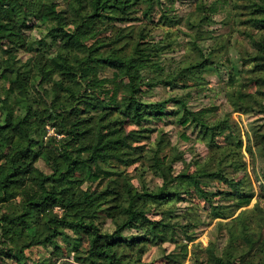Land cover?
Returning <instances> with one entry per match:
<instances>
[{"label": "trees", "instance_id": "1", "mask_svg": "<svg viewBox=\"0 0 264 264\" xmlns=\"http://www.w3.org/2000/svg\"><path fill=\"white\" fill-rule=\"evenodd\" d=\"M36 1L33 13L20 0H0V76L7 83L0 95V264H49V258L27 251L34 245L50 252L66 246L78 264H150L138 257L148 246L168 241L178 248L167 254L170 264H264V171L260 179L244 178L240 172L246 157L252 172L255 159H264V91L227 93L233 110L262 119L251 126L253 145L247 141L243 146L242 135L225 119L210 116L212 105L190 104L192 86L201 85L203 72L218 64L215 53L223 55L218 48L206 52L203 41L214 36L203 19L170 14L162 0H67L65 8H58L57 0ZM134 1L142 4L149 20L159 5V20L179 24L189 37L191 59L180 62V71L168 78L143 76L145 69L159 67L157 59L172 46L168 35L148 39L150 23H135ZM223 5L236 25L253 27L241 31L250 46L237 60L229 39L216 40L233 60L231 77L246 72L251 82L264 84V0H215L204 5V18L224 11ZM30 18L43 24L56 48V55L42 62L17 55L23 45L34 47L23 32L31 26ZM105 20L128 24L109 37L99 36L96 24ZM34 65L38 71L27 78ZM121 65L130 91L119 95L110 84L116 79L113 69ZM105 68L113 70L110 78L99 76ZM156 84L169 87L168 96L151 99L143 94V85ZM175 87L188 92H174ZM128 122L136 127L128 128ZM167 122L177 126L176 141L165 128ZM47 126L56 135L43 141ZM227 132L232 142L225 141ZM180 140L208 148L193 171H175V163L184 157ZM38 159L48 173L37 169ZM133 165L140 168L139 187L128 173ZM78 166L85 167L83 179L74 177ZM145 169L160 183L149 187ZM208 184L216 190H207ZM191 186L214 220L206 245L181 241L179 222L173 220L183 218L185 211L168 208L187 201ZM217 196L229 202L215 200ZM155 202L165 206L169 218L148 216ZM131 229L135 232H127ZM65 261L59 264H75Z\"/></svg>", "mask_w": 264, "mask_h": 264}, {"label": "rangeland", "instance_id": "2", "mask_svg": "<svg viewBox=\"0 0 264 264\" xmlns=\"http://www.w3.org/2000/svg\"><path fill=\"white\" fill-rule=\"evenodd\" d=\"M23 4V7L26 10L33 11L36 10L37 1L36 0H20ZM163 2L168 4V9L166 12L170 14H177L179 17L184 18L187 16L195 17L196 19H203L204 25L207 29L213 31L212 38L204 40L205 50L209 52L212 48H218V53L223 55H217L215 53L216 59L218 64H214L210 68H207L203 72V83L201 85L192 86L193 92L190 93V104L195 106H204V105H212L213 111L210 113V116H218L222 119H225L233 130L238 132L242 135L244 140L243 146H245V142L247 145V141L250 144H254V130L251 127L257 121H261L260 117L257 116H248L246 114L241 113L240 111L233 110L227 102V93L230 91L240 90L242 92H256L258 90L264 91V84H259L255 82H251L248 78L246 72H243L240 77L232 78L229 70L231 68V62L233 61L231 57L225 56V44L221 46L217 43V38H222L225 40H230V46H233L235 49L232 50L234 60H237L239 53L242 54L245 50H247L250 46L247 37L241 33L243 29L252 30L253 27L248 26L247 23L241 22L236 25L235 18L232 15V12H228L227 6L223 7L224 11H213L210 19H205V12H204V5L211 4L215 0H162ZM242 1V0H241ZM58 8H65L67 5V0H57ZM133 6L135 8V14L139 18L135 20L136 24L140 22H149V35L148 39H154L155 41L162 40V38L168 35L167 40L171 43V49L167 52H164L162 55L159 56L157 62L160 64L158 68L150 67L149 70L145 69L143 72V76L147 75L148 73L156 78L159 76L161 78H168L172 76L173 73L178 72V64L183 61L190 60L191 52L188 48V40L189 37L181 30L179 24H172L169 25L168 23H164L163 21L159 20L160 15V6L156 5L152 11V14L149 17L142 14V4L133 2ZM8 11L10 14L12 13L11 8ZM69 20L74 19L78 20V18H74L72 15H68ZM152 20V22H151ZM30 27L25 29L23 32L27 37L28 42L33 44V49H28L27 45H23L17 51V55L21 58V60H28L32 58L33 60H41L44 61L48 58H51L56 55V48L52 44L53 40L51 39L50 35L46 33L43 24H40L39 21L35 20L34 18H30ZM134 23V22H133ZM124 24L128 23H120L114 21H99L96 24V29L98 31L99 36H111L117 29L118 26H123ZM181 32H180V31ZM185 30V29H184ZM183 32V33H182ZM260 35H256V38L260 39ZM264 41V37H261ZM6 39H3V42H6ZM230 58V59H229ZM1 63V61H0ZM39 67L34 65L32 70L25 74L28 78L33 73L38 71ZM124 66H118L113 70L116 71V79L114 82L110 84L115 92L120 94H125L130 91V84L125 75H123ZM112 69L105 68L102 72H100L99 76H110L113 75ZM158 70V71H157ZM158 72V73H157ZM10 73L7 72V75ZM31 80V79H30ZM177 83V82H176ZM180 84V83H177ZM7 87V83L4 81L3 77L0 76V95H3L4 90ZM143 94L151 99H159L164 96H168L169 87L163 84H156L153 87H148L143 85L141 87ZM174 92H179L180 94L188 92L187 89H182L175 87ZM95 102V101H94ZM171 108L179 109L178 105L169 103ZM83 108L87 110H92L87 105H82ZM257 118V121H255ZM259 121V122H260ZM258 122V123H259ZM161 124V122H158ZM165 128L171 133V136L174 141L177 140V126L173 123L167 122L165 123ZM128 128L136 127V125L132 123L126 124ZM190 132V129H188ZM56 135L53 131V128L47 126L45 135L43 136V141H46L47 137L50 135ZM195 131H193V135ZM154 136V133H152ZM59 137V136H57ZM248 138V139H247ZM150 140H146L147 144H150ZM220 140V138L218 139ZM226 142L231 141V135L227 132L226 134ZM179 148L184 152V157L182 160L177 161L175 163V171L178 172L180 170L186 171H193L195 168L202 162L203 156L206 155L208 152V148L201 142H194L193 144L189 142L179 141ZM255 162V163H254ZM253 162L254 172H252V162L249 159V156L245 158L243 162L240 172L245 177L244 178H258L260 179L261 173L264 171V159L257 158ZM35 166L38 170L42 173H48L49 168L43 162V160L38 159L35 162ZM134 166H130L128 168L129 176L134 184V186L139 187V178L138 175L140 173V168L134 169ZM85 172V167L78 166L76 171L74 172V177L77 179H83ZM144 177L147 181L149 187H154L155 185L160 183L159 178L154 175L150 170L143 171ZM256 175V176H255ZM120 183V179H118ZM83 187H87L88 184L86 181L82 183ZM92 187L94 185H91ZM191 197H184L187 201H181L179 203H174L173 205H169L168 208H174L175 210L181 209V212H184V217L180 219H174L173 221L179 222V229L178 230V238L181 241L192 242L201 241L202 244L206 245L208 241V233L213 226L214 220L210 217V207L206 201L199 195V192L196 186H191ZM216 187L212 184H208L206 186L207 190L215 191ZM221 200L222 203H227L228 197L226 196H217L215 200ZM150 209L148 211V216L151 218L159 219L169 218V214L166 212L165 206L162 204L155 202L150 204ZM167 207V206H166ZM3 209H7V204H3ZM232 209V208H231ZM230 209V210H231ZM173 219V218H172ZM109 222L107 220L106 225ZM127 232H135L134 229L128 230ZM175 244L172 242H165L162 245H151L148 246L145 253L138 257L139 261L144 263L150 264H170L169 258L167 257L168 253L175 252L178 248H175ZM27 251L31 253L33 256H39L40 259L43 257H47L50 260L49 264H59L60 262L66 260L71 263L78 264L72 258V251L66 246L56 248L53 251H48L47 249L39 246L34 245L27 249ZM65 261V262H66ZM188 261L186 260L182 264H187ZM173 264V263H172Z\"/></svg>", "mask_w": 264, "mask_h": 264}]
</instances>
